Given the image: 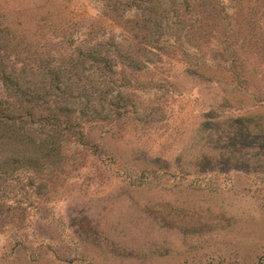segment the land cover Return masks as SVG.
Listing matches in <instances>:
<instances>
[{
  "label": "rangeland",
  "instance_id": "rangeland-1",
  "mask_svg": "<svg viewBox=\"0 0 264 264\" xmlns=\"http://www.w3.org/2000/svg\"><path fill=\"white\" fill-rule=\"evenodd\" d=\"M149 1L37 22L76 97L44 153L0 139V264H264V0ZM33 45L1 33L0 61Z\"/></svg>",
  "mask_w": 264,
  "mask_h": 264
},
{
  "label": "trees",
  "instance_id": "trees-1",
  "mask_svg": "<svg viewBox=\"0 0 264 264\" xmlns=\"http://www.w3.org/2000/svg\"><path fill=\"white\" fill-rule=\"evenodd\" d=\"M52 3L54 4L52 6L53 9L48 7ZM149 4H153V0H150ZM83 6V0H42L40 4L33 3L29 6L25 4L14 5L6 7L4 10L0 9V18H4V21L0 22V34L8 36L9 44L16 41L21 44H35L22 49L20 54V56H23L22 60L14 59L9 64L0 61V87L6 91L0 93V139L8 138L14 140L16 143H21V145H35L39 153H44L43 146L46 144L47 139L49 137H51L49 139H56L58 137L57 135L52 136L50 134L52 130H47L50 121L58 117L57 114L51 112V109H53L51 106L52 101H56L58 96L63 99H73L76 96L65 94V86H67L68 81L64 80L61 74L54 76V72L49 67V61H46L45 58L42 62L41 60L40 62L35 59L33 60V56L36 53V51L34 53L36 45L40 44L38 42L41 41V24L38 23L37 25V22H42L45 18L50 25L60 23L55 21L58 17L64 20L61 22H69L81 11ZM42 14H44L43 18L41 17ZM54 17L56 18L54 19ZM85 20H87L85 24L91 26L96 25L95 22L98 21V19L93 18L92 23L91 18L86 16ZM47 43H52V40L48 39ZM140 43L138 37H130V44ZM47 48V46H42L37 51L42 50L45 57H49L50 54L47 53ZM85 56L90 60L96 58V54L94 53ZM41 63L44 64V68ZM41 73L43 74L42 78L38 77ZM69 81L71 83L74 82L72 79H69ZM63 88L65 91L61 95L54 93L56 90ZM13 105H16L20 111L12 113L11 110L13 108L11 109V107ZM231 122L234 123V128L240 125L246 126L248 118H236ZM32 124L40 126V128L36 129L38 132L36 130V132H31L32 129L30 127ZM45 132L48 133L46 134ZM43 133L45 136H43ZM245 140L251 142L253 136L247 133L244 139L240 140V144ZM0 143L2 142L0 141ZM263 144L264 141L262 142ZM230 151L229 147L225 150L227 154ZM46 153L48 154L49 152L47 151ZM229 159L221 158L220 160L222 164H225L229 162Z\"/></svg>",
  "mask_w": 264,
  "mask_h": 264
}]
</instances>
